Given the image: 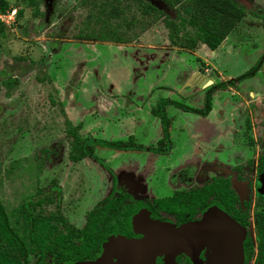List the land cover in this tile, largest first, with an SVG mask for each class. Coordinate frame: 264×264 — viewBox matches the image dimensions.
<instances>
[{"label": "rangeland", "instance_id": "374dc122", "mask_svg": "<svg viewBox=\"0 0 264 264\" xmlns=\"http://www.w3.org/2000/svg\"><path fill=\"white\" fill-rule=\"evenodd\" d=\"M6 1L16 15L12 23L0 22V204L12 224L10 213L42 198L40 192L57 198L36 213L52 216L57 203L69 225L78 226L109 192L111 176L131 191H148L146 176L163 161L151 155L138 160L136 153L103 142L153 147L158 135L144 132L160 131L155 106L165 111L170 132L185 126L207 133L223 125L220 108L247 110L264 98L247 93L264 95L263 85L216 89L209 120L170 103L203 108L201 88L210 83L195 87L186 79L198 66L216 82L254 67L264 51V17L255 16L264 13V0H230L235 15L243 9L244 16L212 52L196 38L194 26L181 22L192 13L187 0H158L164 9L149 0ZM258 120L254 114L253 124ZM71 132L91 155L71 160ZM192 159L160 184L178 179Z\"/></svg>", "mask_w": 264, "mask_h": 264}, {"label": "flooded vegetation", "instance_id": "af4514ba", "mask_svg": "<svg viewBox=\"0 0 264 264\" xmlns=\"http://www.w3.org/2000/svg\"><path fill=\"white\" fill-rule=\"evenodd\" d=\"M206 70L198 66L186 77L195 87H201L203 80L210 83L201 88L203 97L212 88L210 109L205 114L185 111L182 104L170 102L201 120H209L211 97L216 89L225 90L227 85L264 86V51L254 67L234 78L220 77L223 80L216 82V77ZM247 93L264 96L255 91ZM261 102L264 103V98ZM261 102L255 108L250 105L251 109L247 110L220 108L217 119L223 125L207 133L192 132L185 126L170 132L165 111L160 105L155 106L152 114L160 131L153 129L150 133L145 128L144 132L152 138L158 135L153 147H123L113 142L121 146L114 150L136 153L138 160L151 155L163 161L156 172L146 176L143 184L149 190L138 187L139 190L131 191L111 176L109 192L86 211L78 226L69 225L56 203L54 215L40 216L49 220L47 228L53 231L47 239L48 246L57 237L62 239V245H51L42 254H28L26 264H264V109H259ZM254 114L259 118L256 125L252 122ZM162 116L168 122L165 131ZM162 140L166 148H161ZM190 157L193 158L190 165L178 179L173 182L170 179L165 187L160 184L171 178L176 165ZM40 193L42 198L30 203L41 201L42 206L57 198ZM38 207L31 208L32 213ZM105 209L107 214L114 209V215L102 225H87L89 214L97 211L99 215ZM57 214L62 223L54 220ZM17 222L12 226L20 236L23 223ZM29 257L33 260L29 261Z\"/></svg>", "mask_w": 264, "mask_h": 264}, {"label": "trees", "instance_id": "16d2710c", "mask_svg": "<svg viewBox=\"0 0 264 264\" xmlns=\"http://www.w3.org/2000/svg\"><path fill=\"white\" fill-rule=\"evenodd\" d=\"M28 3H32L31 0H25ZM176 1V0H175ZM184 0H182L183 2ZM192 3V13L189 19L181 20L184 24L194 26L196 28V38L201 41L210 51L215 50L221 42L226 38V36L234 28L236 20H240L244 16L243 9H240V12L236 13V5L233 3L230 4V0H187ZM216 2L217 5L215 4ZM169 4V3H168ZM167 4V5H168ZM179 4V3H178ZM219 4V5H218ZM151 10L154 8L149 5ZM8 4L6 0H0V12L4 13L7 11ZM220 8V10H219ZM20 14V13H19ZM260 16H264V13H260ZM263 14V15H262ZM254 15V14H253ZM256 16H259L256 15ZM235 20H232V18ZM255 67L254 69H256ZM212 88H209L204 95L203 108L201 110H195L193 108L183 107V109L190 112L205 114L210 109V91ZM161 124L166 129L168 122L164 117H161ZM73 135V147L74 151L70 154V158L73 161H77L81 158L91 155L90 151L85 146L84 141L79 140V138L71 132ZM105 145L112 148H121L118 143L113 142H103ZM124 147V146H123ZM40 206L41 201L36 204H32L29 201H25L17 211L10 213L14 215L13 223L17 222V216L20 215L21 223H23L22 235L17 234V229H15L9 219V215L5 212L3 206L0 204V264H26L25 257L30 254H42L46 249L52 248L51 245L56 243L60 244L61 238L57 237V240L51 243L48 246V237L52 230H48L47 221L44 217H41L38 214H34L31 211V208L35 206ZM114 209L108 213V209L104 210V213L97 215L95 214L88 215L87 225H102L109 217L114 215ZM16 215V217H15ZM93 215H97L96 218ZM16 218V219H15ZM55 221L63 220L60 218V215H56L54 218ZM30 226V228H29ZM62 245V243H61ZM60 245V246H61ZM22 259V260H21Z\"/></svg>", "mask_w": 264, "mask_h": 264}, {"label": "built area", "instance_id": "2783aa9c", "mask_svg": "<svg viewBox=\"0 0 264 264\" xmlns=\"http://www.w3.org/2000/svg\"><path fill=\"white\" fill-rule=\"evenodd\" d=\"M15 15L16 12L14 10L0 13V22L4 24L12 23L14 21Z\"/></svg>", "mask_w": 264, "mask_h": 264}, {"label": "water", "instance_id": "95a60500", "mask_svg": "<svg viewBox=\"0 0 264 264\" xmlns=\"http://www.w3.org/2000/svg\"><path fill=\"white\" fill-rule=\"evenodd\" d=\"M151 2L152 5L156 6V7H160L162 9L165 8V5L163 4V2L158 1V0H149ZM203 78V77H202Z\"/></svg>", "mask_w": 264, "mask_h": 264}, {"label": "crops", "instance_id": "0c3cea01", "mask_svg": "<svg viewBox=\"0 0 264 264\" xmlns=\"http://www.w3.org/2000/svg\"><path fill=\"white\" fill-rule=\"evenodd\" d=\"M229 35V34H228ZM228 35H227V37H228ZM204 45V44H203ZM212 52V51H211Z\"/></svg>", "mask_w": 264, "mask_h": 264}, {"label": "bare ground", "instance_id": "6f19581e", "mask_svg": "<svg viewBox=\"0 0 264 264\" xmlns=\"http://www.w3.org/2000/svg\"><path fill=\"white\" fill-rule=\"evenodd\" d=\"M197 79V78H196ZM200 85H201V83H200Z\"/></svg>", "mask_w": 264, "mask_h": 264}]
</instances>
